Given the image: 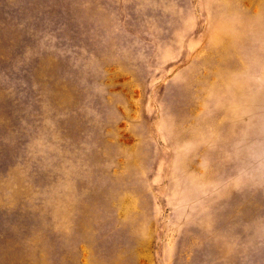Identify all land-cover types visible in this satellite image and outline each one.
Wrapping results in <instances>:
<instances>
[{
	"label": "rangeland",
	"instance_id": "obj_1",
	"mask_svg": "<svg viewBox=\"0 0 264 264\" xmlns=\"http://www.w3.org/2000/svg\"><path fill=\"white\" fill-rule=\"evenodd\" d=\"M0 264H264V0H0Z\"/></svg>",
	"mask_w": 264,
	"mask_h": 264
}]
</instances>
